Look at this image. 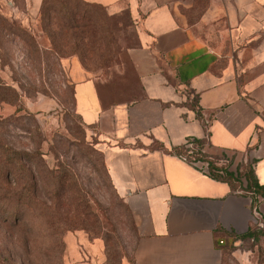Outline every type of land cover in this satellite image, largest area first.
<instances>
[{
	"label": "crops",
	"instance_id": "crops-1",
	"mask_svg": "<svg viewBox=\"0 0 264 264\" xmlns=\"http://www.w3.org/2000/svg\"><path fill=\"white\" fill-rule=\"evenodd\" d=\"M84 1L126 6L137 28L138 97L108 104L98 80L71 72L75 112L131 222L121 264H223V244L255 224L254 209L264 220V198L252 208L246 191L169 150L207 135L209 154L254 160L264 185V0ZM81 251L69 237L68 264H104L99 241Z\"/></svg>",
	"mask_w": 264,
	"mask_h": 264
},
{
	"label": "rangeland",
	"instance_id": "rangeland-1",
	"mask_svg": "<svg viewBox=\"0 0 264 264\" xmlns=\"http://www.w3.org/2000/svg\"><path fill=\"white\" fill-rule=\"evenodd\" d=\"M39 8L0 0V145L22 154L10 177L0 175V264H68L69 237L82 257L85 238L102 243L104 264L107 243L119 264L134 242L131 222L94 135L75 112L71 72L77 65L98 80L108 104L138 97L129 58L137 28L126 6L113 14L96 8L101 19H75L70 27L57 11L43 26ZM248 164L231 159L229 168L244 173ZM252 229L225 241L223 264H264V228Z\"/></svg>",
	"mask_w": 264,
	"mask_h": 264
},
{
	"label": "trees",
	"instance_id": "trees-1",
	"mask_svg": "<svg viewBox=\"0 0 264 264\" xmlns=\"http://www.w3.org/2000/svg\"><path fill=\"white\" fill-rule=\"evenodd\" d=\"M72 1L74 0H42L39 11L43 26L45 27L48 26L49 15L50 12L52 11H57L59 14H62L63 19H66V21L68 19V21L65 22V25L70 27V26H75V19H82V20L101 19L102 15H99L98 13L93 11H95L96 8H102V7L106 8L98 3L79 0V3L81 2V4L84 6L83 10H81L78 9L76 5H74L77 4L76 1L75 3H72ZM196 112L199 115L198 108H196ZM188 141L192 142L193 144L192 148L188 147L186 143H183L181 145L172 147L169 150V152L176 155H185L187 160L191 163L196 161L207 162L208 170L206 173L214 179L227 182L233 190L240 189L250 194L252 208L255 207L262 198H264V185L258 182L254 174V170H253L254 160H248L249 164L246 171H244V173H240V169L231 170L229 168L231 159H229L225 155L221 157L213 156L206 151V148L209 145L207 135L203 138H193V139L188 138L187 142ZM156 146L162 147L160 144ZM9 152H10L9 149L8 150L4 148L2 149L0 145V154H1L0 175L5 180L11 176L13 172L12 171L13 164L16 162L20 163L22 159L21 153H19L17 156L14 157L11 154H9ZM222 158L226 159L227 161L225 162L221 161ZM14 204L17 208V206H19L20 204V201L15 200ZM11 217L13 220H19L18 217L16 216V213L12 214ZM12 219H9V221H12ZM253 226L257 228H264V226L259 227L256 224H254ZM252 227L249 228L245 233L239 235L243 237H249L253 232ZM104 241H106V238H104ZM105 251L107 255V263L112 264L114 262L113 253L110 247H108L107 243L105 245ZM121 260L119 264H121Z\"/></svg>",
	"mask_w": 264,
	"mask_h": 264
},
{
	"label": "built area",
	"instance_id": "built-area-1",
	"mask_svg": "<svg viewBox=\"0 0 264 264\" xmlns=\"http://www.w3.org/2000/svg\"><path fill=\"white\" fill-rule=\"evenodd\" d=\"M185 143H186V145L188 147L192 148L193 144H192L191 141H188L187 142V140H186ZM178 157L180 159H182L183 161L189 162L187 160V158H186L185 155H178ZM221 161L225 162L227 160L222 158ZM189 163H191V162H189ZM191 164L198 165L200 171H202V172H205L206 173L207 170H208V168H207V162H199V161H196V162H193ZM254 217H255V224L257 226H259V227H263L264 226V220H262V217H261L260 213L256 209H254Z\"/></svg>",
	"mask_w": 264,
	"mask_h": 264
}]
</instances>
